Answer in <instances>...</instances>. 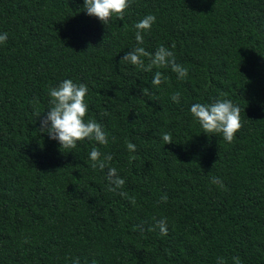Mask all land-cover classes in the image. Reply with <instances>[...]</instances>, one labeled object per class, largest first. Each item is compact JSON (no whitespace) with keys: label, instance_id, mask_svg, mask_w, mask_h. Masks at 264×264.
I'll return each instance as SVG.
<instances>
[{"label":"trees","instance_id":"obj_1","mask_svg":"<svg viewBox=\"0 0 264 264\" xmlns=\"http://www.w3.org/2000/svg\"><path fill=\"white\" fill-rule=\"evenodd\" d=\"M149 14L142 46L173 51L184 80L121 61ZM3 32L0 264H264V0H132L106 26L84 0H0ZM65 79L87 85L85 119L103 126L106 146L63 149L39 131L49 90ZM216 99L241 109L232 143L190 112ZM94 147L112 156L128 198L108 190V167H91Z\"/></svg>","mask_w":264,"mask_h":264},{"label":"clouds","instance_id":"obj_2","mask_svg":"<svg viewBox=\"0 0 264 264\" xmlns=\"http://www.w3.org/2000/svg\"><path fill=\"white\" fill-rule=\"evenodd\" d=\"M132 0H84V10L89 16L98 18L105 26L110 23L112 18L124 20L126 10L130 7ZM156 17L152 14L146 15L142 20L134 25L135 40L137 46L128 52L121 61L136 66L143 71L151 72L153 68L166 69L170 68L172 72L177 74L179 80H184L188 76V69L178 63L175 58V53L169 48L161 45L155 53H149L142 46L144 44V33L151 30L155 23ZM8 34L0 33V44L7 41ZM175 46L173 45V48ZM148 63H145V59ZM164 82V77L160 71H156L152 79V85L159 87ZM148 89L144 88V95L148 94ZM88 93L87 85L83 83H74L71 79L63 80L57 87H52L49 90V108L46 115L40 122L41 133H46L50 139L59 142L63 149H75L78 142L85 139L96 141L100 145L108 144V134L104 131L103 126L95 120H86L88 113V105L86 103V95ZM171 99L179 103L180 93L176 92L171 96ZM190 112L203 130V133L209 135H221L227 143H232L236 138V133L242 128L241 109L234 105L228 99H216L210 104L194 103L190 107ZM41 114H37V118ZM162 141L164 144H171L172 138L170 134H163ZM130 153H135L136 145L127 143L126 145ZM91 167L104 171L108 167V163L112 160L110 154H102L98 148H92L90 152ZM136 157L131 155L129 162L134 161ZM107 181L109 184L108 190L118 192L123 189L126 181L121 178L114 167H108ZM212 183L219 184L221 188L223 183L218 177L212 178ZM118 194L128 198L127 193L119 191ZM131 203L135 204V198L132 197ZM160 202H167V195L161 197ZM156 228L160 234L166 236L168 234V226L166 219H160L156 222ZM153 231V228H149ZM234 264H241L239 257H234ZM218 264H223V258H220Z\"/></svg>","mask_w":264,"mask_h":264}]
</instances>
